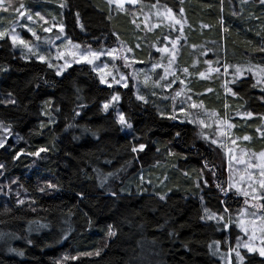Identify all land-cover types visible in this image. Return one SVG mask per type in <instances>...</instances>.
Listing matches in <instances>:
<instances>
[{"label":"trees","instance_id":"16d2710c","mask_svg":"<svg viewBox=\"0 0 264 264\" xmlns=\"http://www.w3.org/2000/svg\"><path fill=\"white\" fill-rule=\"evenodd\" d=\"M12 1L14 8L6 15L21 4L42 14L51 11L73 42L98 48L100 42L111 46L120 39L142 54L141 60L146 59L147 40L159 46L165 35L155 30L137 38L129 14L115 12L104 0ZM137 2L172 8L181 16L184 46L195 51L213 48L227 63L264 67L260 0ZM173 34L169 35L176 38ZM181 54L180 61H188L183 47ZM204 66L205 62L196 68L201 71ZM0 67L8 69L0 71V98L11 92L20 102L18 108L0 105V121L6 129L11 126L7 145L14 146V151L0 149V163L7 168L0 175V264H219L209 246L218 241L225 250V240L229 237L233 243L237 230L232 227L229 233L215 220L202 219L205 209L219 214L220 200L226 199L230 205L226 218L237 214L243 202L234 193L223 197L216 187L217 183L227 187L220 152L202 141L195 126L162 117L161 108L151 100L147 104L137 100L132 83L128 88L102 85L87 64H74L57 76L45 64L23 58L6 37L0 40ZM227 86L238 94H225L222 80L193 78L189 83L196 102L228 115L234 135L245 147L254 153L264 151V92L251 74ZM117 92L120 101L104 112L103 102ZM117 108L131 129L121 128ZM51 118L54 123L48 122ZM245 135L250 139L244 140ZM139 143L148 146L147 155L131 152V145ZM40 147L49 148L41 153L47 159L22 155L13 160L21 149L34 152ZM205 158L215 166V175L203 168ZM11 179L17 183L10 185ZM47 182L59 191L40 193L38 186ZM17 198L25 204L17 205ZM109 226L115 235H108ZM86 252L92 255H82Z\"/></svg>","mask_w":264,"mask_h":264},{"label":"rangeland","instance_id":"374dc122","mask_svg":"<svg viewBox=\"0 0 264 264\" xmlns=\"http://www.w3.org/2000/svg\"><path fill=\"white\" fill-rule=\"evenodd\" d=\"M110 7H113L115 12L120 13H128L131 17V21L135 29L138 31L137 38L140 37V33L147 35L148 33H151L155 30L165 31V35L162 37V42L158 46L157 42L154 43L148 39L146 42L148 43L146 52V59L141 60V55L131 48H129V45L125 43L124 41L120 39H116V41L111 46H105V42H100L98 48H92L93 50H101V49H116V56L119 57V59H113L112 57L108 56H102L100 60L96 61V64H99L103 66V64H107V68L104 69V72L102 73H96L98 76V79L100 75H105L107 73H111V75L106 76L107 79L111 81L112 76H115L116 79H119V76L121 73H123L128 78V84L132 83V86L134 87L135 95H137V90H139L140 95H144L148 100L153 101L156 103L161 109V112L164 113H173V108H176L177 115L180 119H185V122H187L188 119H195L197 122L200 120H203L206 124L210 125L209 127H201L199 123H190L191 125L195 126L198 134L200 132H203L204 135H207L210 139L211 138H217L218 140L226 141L223 148L217 147V145H212L213 149L219 150V161L221 163V167L225 172V175L227 176V182L230 179V171H229V157L230 156H236L237 158H242L245 161L252 160L253 163H260L259 153H255L256 156L253 157L252 154L253 151L249 150L245 145L243 144V141H241L240 138L236 137L233 133L232 129H227V123L232 122L229 120L228 115H220L215 111L206 109L203 105L202 107L197 108H191L189 105L191 103H196L197 105H201L200 103L196 102V100L192 97L189 83L193 78H196L197 80H222V87L225 94H228L227 91V84L230 83V81H233V74L235 73V70L237 67L241 69V72L243 73L242 76L238 77L235 81L240 80L245 75L251 74L256 84L259 87L260 91L264 92V67L259 66H253V64H250L248 62H235L233 64L227 63L226 60L224 61L222 58L219 59V56L215 53L213 48L209 49H199L198 51H195V48L190 46H184V44L180 43L183 39L182 35L184 34V28L185 23L183 22V19L181 16L175 15L176 19L181 20V24H174V22L167 18L166 10L162 7L158 6H144L140 5L138 2L135 5L127 3V0H124L123 7H120L116 0H104ZM13 1H6L3 5H0V31H5L7 33H11L12 29L15 28L16 33H18L22 38L29 41L31 46L34 47L39 45V54H44L46 57L48 56V50L51 51V56L55 57L57 54V47H59V51L65 53V59L71 60L72 56L68 53L72 51H76L75 49H72L70 46L68 48H65L60 40H56L55 37L57 34H59V26L63 25L61 19L55 15L53 12L49 11V14L45 13L41 15L44 17V19H40L39 17L34 15V11L30 7H26L25 9H22V11H26L27 14L33 15V19L31 21L27 20L26 17H20L18 16L17 12L14 10L13 13H8L6 15L7 11H3L4 7L8 8H14L11 3ZM31 27L33 31H35L40 37V41H36L35 37H32L31 34L27 31V28ZM44 28H50L51 31L44 32ZM176 32V34H173L176 36V38H179V44L177 46L176 50V59L172 62L171 68H169V72L174 73V75H168L166 79L159 80V76L164 75V68L168 66V61L170 59V56L167 53H159L156 51L157 47H162L165 44L169 48H171V44L168 43V41L164 40V36L169 35L171 32ZM62 36L68 38L65 33L61 34ZM10 42V35L5 36ZM136 38V39H137ZM185 38V37H184ZM75 43V42H73ZM12 44V43H11ZM156 44V45H155ZM81 45L80 51H84L85 47L87 45ZM139 45L136 42V48L141 50L142 48L137 47ZM13 46V45H12ZM181 47L185 49L188 53V61L182 62L183 60L182 54H181ZM14 51L19 53L23 58L25 59H33L36 60V57L33 56L31 53L27 51L22 45H15L13 46ZM131 49V51H128ZM206 53V55H205ZM210 53V58L209 57ZM124 57H127L128 60L126 61ZM141 61L142 63H134L133 61ZM37 61V60H36ZM205 61H208L209 63H205V66L201 71H198L199 69L196 68L198 64L202 65ZM53 63H63V60L57 61L53 59ZM130 64V67H126L125 64ZM160 63L164 65V67H158L155 70H152V65ZM75 63H73L74 65ZM86 64V63H81ZM230 65L228 69L227 75H222L224 72L223 65ZM89 65L92 70L94 65ZM187 68L188 73H184L183 69ZM220 68V72L210 71V69ZM69 69V68H67ZM66 69V70H67ZM193 69V70H192ZM201 69V68H200ZM248 69H251V71H248ZM198 71V72H196ZM66 71H64L65 73ZM205 72L206 78H201L199 73ZM63 73V74H64ZM150 77L147 82H145V78ZM175 80L176 82L172 84L171 87H168L170 81ZM183 80L184 83L181 84L180 81ZM100 81V79H99ZM259 81V83H257ZM104 85V84H102ZM106 86V85H104ZM114 87H120L119 85L114 84L112 88ZM181 91V95L179 97H175V92ZM155 93V94H153ZM164 97H168L165 99ZM175 97V99H173ZM187 97H191V100H187ZM183 102V103H181ZM185 108L186 113H180L179 108ZM215 114V115H213ZM176 121V120H175ZM179 121V119H177ZM218 121H225L226 123L221 124L218 126ZM188 123V122H187ZM6 128L0 129V138H10V131L4 130ZM221 131L225 132L226 135H221ZM200 136V135H199ZM201 137V136H200ZM202 138V137H201ZM230 138H236V143L233 144L231 142ZM203 139V138H202ZM202 141H205L206 143H209L205 139ZM231 149V152L229 151ZM264 152V151H262ZM233 169L231 171V177L234 181H240V177L244 176L245 181L241 182V187L247 188L248 177L245 173V164L238 163L237 161H232ZM248 173L252 174L253 180H259L264 179L258 176L259 169L258 168H251L247 170ZM227 186V185H226ZM256 188L259 191H264V189L259 188V184H256ZM250 191V189H249ZM230 193H234L235 189H232L229 191ZM236 197L242 200L243 204L241 209L238 211L237 214L230 216L231 219L235 222L238 221L241 218V211H246L247 215L244 217L246 220H252L253 217L251 216L252 213H256L257 216L264 214V208H254L251 207L250 204L252 203H258L260 205L262 204V200L259 201H251L250 198V204L246 205L244 203L245 197L235 194ZM229 217V216H228ZM226 217V219L228 218ZM257 225L260 224V221H256ZM235 230H237V234H239L241 237H243L244 240H248V236H246L240 228L236 226V223H233L232 226ZM236 234V235H237ZM251 235V230L249 231V236ZM257 239L251 241V243L255 246H260V239L259 237L264 236V233H261L257 231L256 233ZM231 239L225 240V250L222 249L220 243H212L211 247L209 246L210 254L211 256L219 262V264H229V260L232 261V263L235 264V254L234 252L231 254V257L228 256L229 248H234L235 241L234 239L233 243H231ZM245 251L246 249H241V252Z\"/></svg>","mask_w":264,"mask_h":264},{"label":"snow or ice","instance_id":"6c2138e0","mask_svg":"<svg viewBox=\"0 0 264 264\" xmlns=\"http://www.w3.org/2000/svg\"><path fill=\"white\" fill-rule=\"evenodd\" d=\"M5 3V0H0V5H3ZM116 3L120 6L123 7V3L124 0H116ZM127 3L135 5L137 3V0H127ZM261 4H264V0H260ZM61 7H63V5H61ZM22 9H25V5L21 4L18 8L15 9V11L17 12L18 16L20 17H26L27 20L31 21L33 19V15L31 14H27L26 15V11H22ZM3 11H8L7 7L3 8ZM34 15L39 17L40 19H44V17L41 15L39 10L34 11ZM166 15L167 18L172 20L174 22V24H181V20L176 19V16L172 10V8H167L166 9ZM79 16V14L77 13V17ZM81 28L83 29V25H81ZM27 31L31 34L32 37H35L36 41H40L41 37L35 32L33 31V29L31 27L27 28ZM44 32H49L51 31L50 28H44L43 29ZM225 31H227V29H225ZM64 33V26L60 25L59 26V34L56 35L55 39L56 40H60L62 45L65 48H68L69 46L72 49H75L76 51H72L70 53H68L69 55L72 56L71 60L65 59V53L59 51V47L60 46H56L57 47V54L55 55V57L51 56V51L50 49L48 50V56L46 57V55L44 54H39V49L40 46L36 45L35 46V50L34 47L31 46L30 42L25 40L24 38H22L18 33H16L15 28L12 29L11 33H7L5 31H0V40H3L5 38L6 35H10V40L13 46L19 44L22 45L25 49H27V51L29 53H31L33 56L36 57V60L41 63V64H45L47 66V68L49 69H54L55 74L57 76H61L63 75L64 71H66L67 68L72 67L73 63L75 64H81V63H86V64H90V65H94L93 67V71H96L98 74L104 72V69L107 68V64H103V66L96 64L95 62L100 60L102 56H108V57H112L113 59H119L118 56H116V49H101V50H93L91 45H87L85 47L84 51H80L81 49V45L79 43H73V40L71 38H66L64 36H62L61 34ZM164 40L168 41L169 44H171V48H169L167 46V44H165L162 47H157L156 51L159 53H167L170 56V59L168 61V66L164 68V75L163 76H159L158 74V79L159 80H163L166 79L168 75H174V73L169 72V68H171L172 62L176 59V50H177V46L179 44V38H172L170 35H166L164 36ZM137 47H139V45H137ZM262 51H264V49H261ZM128 51H131V49H129ZM206 55V53H205ZM53 59L60 61L63 60V63H53ZM124 59L127 61L128 58L124 57ZM134 63H142L141 61H133ZM205 63H209L208 61H205ZM126 67H130V64H125ZM158 67H164V65L160 64V63H156L152 65V70H155ZM230 65H223L224 68V72L222 73V75H227L228 74V69H229ZM0 71H8L7 68L4 67H0ZM184 73H188V69L184 68L183 69ZM210 71H215V72H220V68H215V69H210ZM248 71H251V69H248ZM111 75V73H107L105 75H100L99 79H100V83L106 85L108 88H112L114 84L119 85L120 87L123 88H128L129 84H128V78L127 76H125L123 73L120 74L119 79H116L115 76H112L111 81L109 79L106 78V76ZM200 77L206 78V73L205 72H200L199 73ZM243 73L241 72V69L239 67L236 68L235 73L233 74V81H230V83H234L235 80L242 76ZM150 77L145 78V82H147V80ZM176 81L172 80L169 82V84L167 85L168 87H171L172 84H174ZM181 84L184 83L183 80L180 81ZM259 83V81L257 82ZM227 91L230 92L232 95H237L238 92L233 91L232 88H227ZM155 94V93H153ZM7 98H0V105H13L16 106L17 108L20 106V102L13 96V94L11 92L7 93ZM181 95V91H176L175 92V97H179ZM175 97H173V99H175ZM165 99H167L168 97H164ZM121 99L120 94L117 92L115 94H112L110 96L109 100H106L105 102H103L102 104V110L104 112H108V110L110 108L113 107L114 102H119ZM136 99L143 102L144 104L149 103V100L144 96V95H140L139 94V90H137V95H136ZM187 100H191V97H187ZM183 103V102H181ZM79 107H83V105H80ZM189 107L191 108H197V107H202L201 105H197L196 103H191L189 105ZM225 107H227V105H225ZM117 115V122L119 123V125H121L122 129H131L132 128V124L126 119L125 114L120 111L118 108L114 109ZM55 112H59L60 109L59 108H55L54 109ZM179 112L180 113H186L185 108L181 107L179 108ZM41 115H50V113L48 112H44L41 111L40 113ZM76 115H79L80 113L77 111L75 112ZM160 115L164 118L170 119V120H177L179 119L180 123H185V119H180L179 116L177 115V110L176 108H173V113L172 114H168V113H164L161 112ZM215 115V114H213ZM247 115L249 117L252 116V113H247ZM49 123H54V118H51L49 121ZM188 123H199V125L201 127H209L210 125L206 124L203 120L200 121H196L195 119H188L187 120ZM218 126L221 124L226 123L225 121H218ZM41 127L45 126V122H41ZM10 125L8 126L7 129H4L6 131L10 130ZM233 127H235L234 124L231 123H227V129H232ZM4 128V123L3 121H0V129ZM93 135H96V133H93ZM199 135L205 139L206 141H208L210 143V145H217V147L223 148L226 141L223 140H218L217 138H209L207 135H204L203 132H200ZM221 135H226L225 132L221 131ZM177 136H179V133H177ZM136 139V138H134ZM231 142L233 144L236 143V138H230ZM244 140H249L250 137L245 135L243 136ZM7 138H0V149H5L6 151H14V146L13 145H7ZM148 146L145 143H139V144H133L131 145V152L133 153H145V155H147L146 153V148ZM49 151V148L47 147H40L37 150H35L34 152H25L23 149H21L19 152H15L14 156H13V160H18L20 159V157L22 155H28V156H35L37 158H39L40 160H44L47 159V156H41V153H47ZM157 151H159V148H157ZM229 151L231 152V149H229ZM170 155L173 153H169ZM253 157L256 156L255 153L252 154ZM259 158H260V163H253V161L247 160L245 161L242 158H237L236 156H230L229 157V171H230V179L227 182V187L224 186L223 183H217L216 187L219 189L220 193H222L223 197L225 198H230L229 197V191L232 189H235L234 194H238L241 196H244L246 199L244 201V203L246 205L250 204V200L251 201H259L264 199V191H259L256 188V184H259V188L260 189H264V179H259V180H253L252 178V174L248 173V169L251 168H258L259 169V173L258 176L261 178H264V152H260L259 153ZM237 161L238 163L241 164H245V173L247 174L248 177V184H247V188H243L241 187V182L245 181V177L241 176L240 177V181H234L231 177V171L233 169V164L232 161ZM214 165L210 166V163L208 161L207 158L204 159L203 161V168L207 169L209 172L212 173V175H215V171H214ZM7 171L6 165L4 163H0V175L3 174V172ZM109 175H113L112 173H109ZM141 180H143V177H141ZM17 181L15 179H11L10 180V185L11 184H16ZM208 181L205 180L203 187H207L208 186ZM10 185H9V190L10 189ZM102 186H103V182H102ZM3 187V186H0ZM22 187V185H21ZM199 187V185H198ZM250 189V191H249ZM37 190L44 194V195H52L53 192L59 191V188L56 184H53L51 182H47L45 184V186L40 187L38 186ZM113 196H116L117 193L112 192L111 193ZM77 195H81V193H77ZM161 199H164V197H160ZM250 198V200H249ZM17 205H24L25 204V200L23 199H19L17 198L16 201ZM31 204H35V199H32ZM220 204L223 205V208L220 210L219 214L217 213H213V212H209L207 209H205V215L202 217V219L205 220H215L217 222V224H222V228L221 230L224 231H228L229 233L232 231V224L236 223V226L238 228H240V230L246 235L248 236V240H244L243 237H241L239 234H237L236 236V241H235V247L229 248V253L228 256L231 257V254L234 252L235 254V264H245V260L247 257V261L248 264H264V236L259 237L260 239V246H255L251 243V241L257 239V231L264 233V214H261L259 216L256 215V213H252L251 216L253 217L252 220H246L244 217L247 215L246 211H241V218L238 221H233L231 219V217L229 216L227 219L225 218L224 213H228L230 212V205L227 204L226 199H221L220 200ZM251 207L254 208H264V205H260L258 203H252L250 204ZM5 210H8L7 208ZM33 211H35V208L32 209ZM259 220L260 224L257 225L256 221ZM251 230V235L249 236V231ZM109 236L115 235V232L111 230V226H109V232H108ZM65 239L67 238L66 236L64 237ZM214 243H219L218 241H214ZM211 247V245H210ZM241 249H246V252L242 253ZM96 255H99V251H97L95 253ZM248 254H253L251 256H249ZM82 255H92V253L86 252V253H82ZM258 255L261 259L260 260H256L255 256ZM78 257H72V259H77ZM64 259H68V257H64ZM229 264H232V261L229 260Z\"/></svg>","mask_w":264,"mask_h":264}]
</instances>
